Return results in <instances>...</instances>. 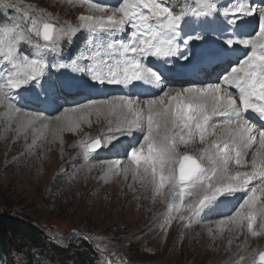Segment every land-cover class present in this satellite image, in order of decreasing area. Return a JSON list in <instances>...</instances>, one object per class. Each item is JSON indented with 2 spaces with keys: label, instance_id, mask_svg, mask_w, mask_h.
<instances>
[{
  "label": "snow or ice",
  "instance_id": "1",
  "mask_svg": "<svg viewBox=\"0 0 264 264\" xmlns=\"http://www.w3.org/2000/svg\"><path fill=\"white\" fill-rule=\"evenodd\" d=\"M83 2L95 12L111 13L106 18H78V27L88 33L80 53L86 63L77 66L73 59L71 66L87 79L53 81L48 72L46 54L58 55L61 42L74 36L77 27L57 26L43 16L30 19L23 27L0 25V105L9 115L22 114L24 122L33 125L47 119L45 106L67 93L91 91L100 85L127 88L130 94L77 102L76 107L65 108L55 116L69 131L79 127L85 114L109 118L100 135L81 143L85 160L96 154L97 163H107L114 174L130 172L156 195H165L162 190L167 188L166 195L172 198L169 219L173 211L185 209L188 216L180 219L189 225L243 192L246 195L241 203L222 216L220 223L230 221L238 230L246 228L253 237L264 235V207L256 208L257 188L264 189V155L257 153L260 159H252L253 169L258 171L230 172L233 165H245L252 146L258 144L264 149V128H257L248 115L251 112L264 120V7L254 9L245 0H235L232 7L225 5L221 10L217 0H197L198 9L177 12L163 0H117L112 6L98 0ZM251 16L257 17L259 26L249 33L246 29L251 23L246 17ZM40 38L44 44L38 42ZM21 44L33 45L40 55L23 51ZM241 51L243 56L231 59ZM149 58L161 63L150 64ZM176 60L187 62L182 68L185 72L225 62L228 67L216 82L174 90L170 85L177 72L173 67ZM55 67L69 65L59 63ZM152 87L160 92L143 98ZM30 105L39 107L31 110ZM69 113L79 114V120ZM213 117L224 119L213 122ZM134 132L143 134V142L126 150V163L99 159L101 148H114L120 137ZM206 135L217 138L200 155L180 151L182 145L196 140L204 144ZM254 179L259 184L249 187ZM189 196L195 199L186 204L185 197ZM256 255L252 254L250 264H257ZM258 262L264 264V251L259 252Z\"/></svg>",
  "mask_w": 264,
  "mask_h": 264
},
{
  "label": "rangeland",
  "instance_id": "2",
  "mask_svg": "<svg viewBox=\"0 0 264 264\" xmlns=\"http://www.w3.org/2000/svg\"><path fill=\"white\" fill-rule=\"evenodd\" d=\"M81 1L83 2V0ZM91 2H97V0H91ZM98 2L108 6L117 3V1L110 2L109 0H98ZM163 3L177 12L181 10L191 12L199 7L197 0H163ZM223 3L225 4L223 5ZM234 3L235 0H217V7L222 10V6L232 7ZM4 4L12 6L5 8ZM251 7L256 9L254 4ZM0 13V25L17 24L23 27L30 19L43 16L51 18V22L57 26L71 24L73 27H77L78 32L74 36L66 37L61 42V52L58 55L46 54L48 57L46 61L49 65L48 72L51 75L50 68L57 69L56 74L61 76L58 75L57 80L59 78L87 79L83 73L74 72L73 66H71L73 59L77 60V66H83L86 63L80 53L84 49L88 33L78 27L80 24L78 18L81 15H90L76 3L64 6V4H54L49 0H0ZM110 14L109 12L102 16L106 18ZM92 16L100 17L101 15ZM254 23L257 26L254 29L256 30L259 26L258 19H255ZM2 38L3 36L0 34V39ZM38 42L45 43L42 38ZM20 47L32 55H40L33 45L21 44ZM59 63L67 64L69 67H55ZM101 70H104V67H101ZM85 115L87 127L79 125L75 131L70 133L75 140L79 138V135L82 138L78 139L75 144L73 143L74 145L70 148L72 152L67 159L64 150L65 136L57 131L55 132L59 138L58 149L54 152L48 150L40 156L32 155L34 152L32 151L28 156H24V159L19 158V154L10 155L12 143H8L6 137L0 136V202L2 210L13 211L16 215L28 218L37 224L51 240L64 248L72 245L79 246L81 240L88 241L97 252L98 264H250L254 253L257 254L256 259L259 264L258 254L264 251V235L253 237L246 228L238 230L236 225L227 220L221 223L222 226H227H224L223 231H215L213 227L208 226L209 221L204 220H196L190 226L187 220L180 219V216H188L185 209H181L179 213L173 211V218L170 220L168 205L172 202V198L166 196L169 191L167 188L162 190L165 195H156L132 174L123 172L114 174L109 170L107 163L103 164L102 170L91 173L89 166H93L97 162L85 160L81 143L100 135L106 129L107 121L97 123L94 120L92 122L91 117L88 114ZM49 119L54 120L55 117H49ZM258 124L260 125V121ZM128 148L123 151L126 153ZM201 150L194 144L180 147L181 152L193 155H200ZM99 152L102 153L103 149L101 148ZM110 157V160L120 159L126 162L125 154L123 159ZM247 161L243 167L233 165L232 171L240 173L258 171V169H253L250 160ZM94 176L95 178H93ZM258 182L254 179L251 185H257ZM143 193L144 195H141ZM98 194L100 195L98 196ZM256 195V206L260 209L264 207V189L258 187ZM193 199L195 197H185V203L187 204L189 200ZM259 218L258 216L257 226L260 224ZM214 220L220 222V218ZM214 220L212 221L215 222ZM165 221L168 222L165 223ZM198 224L200 225L198 226ZM216 224L220 225V223ZM201 226L203 227L201 228ZM241 237V243L236 242ZM248 241L250 246L247 245ZM241 256H243V260H240Z\"/></svg>",
  "mask_w": 264,
  "mask_h": 264
},
{
  "label": "bare ground",
  "instance_id": "3",
  "mask_svg": "<svg viewBox=\"0 0 264 264\" xmlns=\"http://www.w3.org/2000/svg\"><path fill=\"white\" fill-rule=\"evenodd\" d=\"M19 1V0H18ZM110 2H114L117 0H109ZM227 1V0H225ZM49 2H52L54 4H64V6L69 5V0H49ZM72 3H76L78 5V7H81L82 10L86 11V13L90 14V15H107L108 13H99V12H95L93 10H91L88 6V4L86 5L85 3H83L81 0H73ZM221 3V2H220ZM246 3L251 7V5L254 4L256 9H259L261 7H264V0H246ZM225 3H223L224 5ZM219 9V8H218ZM246 19L251 23V26L249 28L246 29L247 32L251 33L252 31H254V29L257 27L255 26V19H257L256 16H251V17H246ZM74 24V22H73ZM78 32V31H77ZM116 38H120L119 35L116 36ZM214 39V38H212ZM243 51L241 52H237L236 54L231 56L232 60H235L237 56H243ZM70 57V56H69ZM48 58V57H46ZM69 62V61H68ZM154 61H152V58H149L148 63H153ZM67 63V62H66ZM157 65H159L161 62L156 61L154 62ZM80 64V63H79ZM187 62L186 61H180V60H176L175 64L173 65L174 68L177 69L176 74L172 77L171 80V87L174 88H183V87H188V86H201L204 83H212V82H216L219 80L220 76L222 75V73H224L228 67V64L225 62L223 64L220 65H212L206 69H201L198 71H192V70H187L186 72L184 70H182L183 66L186 65ZM103 67V65L101 66ZM51 72V79L53 81L57 80V77L59 74L57 73V69H53L50 68ZM78 73V72H77ZM189 74L192 75V77H189ZM65 75V74H64ZM78 75V74H77ZM84 75V74H83ZM60 76V75H59ZM66 76V75H65ZM61 77V76H60ZM60 79V78H59ZM65 79V78H64ZM148 87V86H146ZM118 90V91H117ZM140 89H135L134 91H137ZM175 90V89H174ZM142 91V90H141ZM160 90L158 88L152 87L151 91L148 92L145 97L143 98H149L153 95H155L156 93H159ZM126 94H130V90L127 88H121L120 86H114V85H100L97 86V88L92 89L91 91L85 89L83 92H71V93H67L65 94L62 98H60L56 103H53L49 106H45L46 107V111L44 112V115L47 117V119H45L43 122H37L33 125H28L24 122L25 118L23 117L22 114L20 115H9L8 114V110L0 105V136L6 137V141H9L8 143H12V149L10 150V155H15V154H19L20 157L19 158H23L24 156H28L29 154L33 152L32 155L36 154L38 156H40L41 154H44L46 151H52L54 152L56 149H58L59 147V138L58 135L56 134L55 131L59 132L60 134H63L65 136L66 139V145H65V152L67 154V158H69V154L71 151V146H73L78 139L82 138L79 135V138L77 140H75L71 135V131L67 130V128L62 127L61 125L58 124V122L55 120H51L49 119V117H55L57 114L60 113V115L62 114V110L64 108H70V107H76L77 106V102H84L85 100L88 99H103L105 97H114V96H118V95H126ZM70 100V101H69ZM167 103V101H166ZM39 106H35V105H30L29 108L31 110H36V108ZM51 110V111H49ZM248 115L251 117V120L253 123L256 124L257 128H264V126H261L263 121H260L261 125L257 124V118L258 116L254 113H248ZM69 116L73 117L74 119L79 120V114H73V113H69ZM91 117L92 122L94 120L98 122H103V121H107L109 118L105 117L104 115L101 116H97L95 113H92L89 115ZM114 119V118H112ZM223 117H213L212 121L213 122H222L223 121ZM85 119L83 120H79V125L82 127H87L85 124ZM47 124V127H45L44 125ZM99 125V124H98ZM90 127V125H89ZM105 128V127H104ZM93 130V129H92ZM79 131V130H78ZM73 133V132H72ZM220 133V130L217 129V134ZM142 136L143 134L141 132H134V134L132 136H122L119 138L118 141H116V147H108V148H102L103 152L102 153H98L99 159L100 160H110L112 156L113 158H121L123 159L125 152L123 151V149H127L128 146L133 147L136 146L138 143L142 142ZM61 137V136H60ZM216 135H211V136H207L206 135V140L204 144L199 143L198 140L191 142L189 144H194L198 147H200L201 149H204L205 147H207L208 143H210L211 141L216 140ZM132 139V141H130ZM5 141V142H6ZM74 143V144H73ZM7 145V144H6ZM128 148V149H129ZM6 149V148H5ZM33 149V150H32ZM186 149V148H185ZM196 150V149H195ZM51 152V153H52ZM64 152V153H65ZM248 154L245 158V165L247 164V160H250L249 162H251L252 164V159L256 158L257 160L260 159V156H257V153H261L262 155H264V149H261L259 147L258 144L252 146L251 149L247 150ZM48 153V152H47ZM63 153V154H64ZM65 154V155H66ZM8 155V156H10ZM52 155V154H51ZM195 155V154H194ZM34 157V156H32ZM51 157V156H50ZM72 157V156H71ZM250 157V159H249ZM58 158V157H57ZM55 158V159H57ZM3 159V158H2ZM24 159V158H23ZM41 159V158H40ZM59 159V158H58ZM7 160V159H6ZM39 160V159H38ZM46 160V159H45ZM44 160V161H45ZM65 160V159H64ZM77 160V159H76ZM91 162H96V154H91L89 159ZM33 161V160H32ZM67 161V160H66ZM73 162V161H72ZM71 163V162H69ZM126 163V162H125ZM11 164V163H10ZM19 164V163H18ZM67 164V163H66ZM94 164V163H92ZM103 164L105 163H95L93 166H89V170L91 173H97L99 170H102L101 168H103ZM21 165V164H20ZM23 165V164H22ZM45 165V164H44ZM85 165V164H84ZM26 166V165H25ZM83 166V165H82ZM251 166V165H250ZM64 167V166H63ZM72 167V166H71ZM236 167V165H235ZM36 168V167H35ZM66 168V167H65ZM251 168V167H250ZM27 169V168H26ZM30 169V168H29ZM78 169V168H77ZM21 170V169H20ZM85 170V168H84ZM105 170V169H104ZM251 171V170H250ZM257 171V170H256ZM35 172V171H34ZM65 172V171H64ZM77 172V171H76ZM230 172L231 173H236L234 171H232V169L230 168ZM244 172V171H243ZM33 173V172H32ZM68 173V172H67ZM121 173V172H120ZM130 173V172H129ZM251 173V172H250ZM88 174V173H87ZM86 174V175H87ZM90 174V173H89ZM128 174V173H127ZM131 174V173H130ZM29 175V174H28ZM67 175V174H65ZM85 175V174H84ZM94 175V174H93ZM110 175V174H109ZM32 176V175H31ZM61 176V175H60ZM80 176H82L80 174ZM122 176V175H121ZM75 177V176H74ZM77 177V176H76ZM92 177V176H91ZM95 178V176L93 177ZM98 178V177H97ZM79 180V179H78ZM130 180V179H129ZM75 181V180H74ZM81 181V180H80ZM112 181V180H111ZM256 181V180H255ZM78 182V181H76ZM83 182V181H82ZM140 182V181H139ZM259 183V182H258ZM94 184V183H93ZM131 184V183H130ZM83 185V183H82ZM92 185V184H91ZM124 185V184H123ZM253 185V184H252ZM251 185V186H252ZM255 185V184H254ZM258 185V184H257ZM127 187V186H126ZM138 187V186H137ZM72 188V187H71ZM78 188V187H77ZM135 190V189H134ZM149 190V189H148ZM263 190V189H262ZM73 191V190H72ZM75 191V190H74ZM89 191V190H88ZM139 191V190H138ZM142 191V190H141ZM97 192V190H96ZM106 192V191H105ZM133 192V191H132ZM131 192V193H132ZM144 192V191H143ZM166 192V191H165ZM262 192V191H261ZM138 194V193H137ZM100 194H98L99 196ZM141 195H144L141 194ZM246 194L243 192H239L236 193L233 197L230 198V202L224 205H221L219 209H216L214 211H209L207 212L206 215H204V218L202 219V221H209L208 222V226L213 227V229L215 231H223L225 229L224 226L226 225H221L220 222H216L214 219H219L222 216L231 213L238 204L241 203L243 197ZM95 196V195H94ZM135 196V195H134ZM167 196V195H166ZM259 196V195H258ZM144 197V196H143ZM164 197V196H163ZM263 197V196H262ZM95 198V197H94ZM260 198V197H259ZM187 199V198H186ZM262 199V198H261ZM188 200V199H187ZM143 201V200H142ZM147 201V200H145ZM262 201V200H261ZM144 202V201H143ZM260 202V201H259ZM263 202V201H262ZM149 203V202H148ZM145 204V203H144ZM142 205V204H141ZM257 205V204H256ZM167 206V205H166ZM256 208L258 209V207L256 206ZM165 209V208H164ZM160 212V211H159ZM163 212V211H162ZM157 215V214H155ZM159 215V214H158ZM184 215V214H183ZM154 217V214H153ZM164 217V216H163ZM165 218V217H164ZM258 218V217H257ZM260 219V218H259ZM162 220V219H161ZM171 220V219H170ZM212 220H214L215 222H213ZM220 221V220H219ZM198 222V221H197ZM173 223V222H172ZM194 223V222H193ZM216 223H220L216 224ZM232 223V222H231ZM192 224V223H191ZM229 224V223H228ZM233 225H235L234 223H232ZM230 224V225H232ZM193 225V224H192ZM200 224H198L199 226ZM206 225V223H205ZM229 225V228H230ZM191 226V225H190ZM197 226V227H198ZM203 226H201L202 228ZM227 227V226H226ZM236 227V226H235ZM207 228V227H206ZM237 228V227H236ZM227 229V228H226ZM228 230V229H227ZM226 231V230H225ZM219 234V233H218ZM235 236V235H234ZM236 239V238H235ZM242 240V237L239 238L238 240H236V242H240ZM226 241V240H224ZM244 241V240H243ZM219 242V241H218ZM216 243V242H215ZM234 243V242H233ZM241 243V242H240ZM244 243V242H243ZM225 244V243H224ZM235 244V243H234ZM206 245V244H205ZM236 245V244H235ZM234 245V246H235ZM250 246V243L248 241V244ZM217 246V245H215ZM220 247V246H219ZM238 247V245H237ZM239 248V247H238ZM224 250V248L222 249V251ZM229 251V250H228ZM225 252V251H224Z\"/></svg>",
  "mask_w": 264,
  "mask_h": 264
},
{
  "label": "trees",
  "instance_id": "4",
  "mask_svg": "<svg viewBox=\"0 0 264 264\" xmlns=\"http://www.w3.org/2000/svg\"><path fill=\"white\" fill-rule=\"evenodd\" d=\"M1 207L0 202V264H98L88 241L64 248L28 218Z\"/></svg>",
  "mask_w": 264,
  "mask_h": 264
}]
</instances>
